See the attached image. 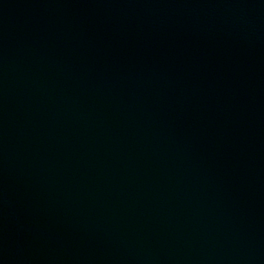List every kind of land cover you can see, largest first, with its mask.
Wrapping results in <instances>:
<instances>
[{
    "label": "water",
    "instance_id": "95a60500",
    "mask_svg": "<svg viewBox=\"0 0 264 264\" xmlns=\"http://www.w3.org/2000/svg\"><path fill=\"white\" fill-rule=\"evenodd\" d=\"M0 264H108L81 130L41 0H0Z\"/></svg>",
    "mask_w": 264,
    "mask_h": 264
}]
</instances>
